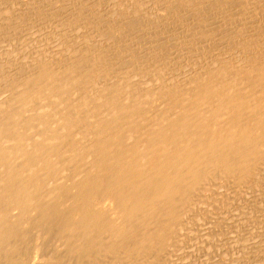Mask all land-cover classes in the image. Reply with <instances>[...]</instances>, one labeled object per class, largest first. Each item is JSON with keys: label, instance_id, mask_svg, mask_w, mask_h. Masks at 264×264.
Wrapping results in <instances>:
<instances>
[{"label": "bare ground", "instance_id": "1", "mask_svg": "<svg viewBox=\"0 0 264 264\" xmlns=\"http://www.w3.org/2000/svg\"><path fill=\"white\" fill-rule=\"evenodd\" d=\"M136 1L130 0L128 5L124 1L126 4H122V6H117L118 3H115L118 11L114 12L116 9L114 8L112 12H114L113 15L117 13L116 15H119L121 19L124 17L128 21L131 20L130 18L140 21L142 28L145 29L146 26H143L151 20L157 11L151 10L154 14L148 20V12L141 13L138 4L137 6L134 4ZM235 1L240 2L242 10L245 9L248 12L247 15L244 12L246 17L240 15L242 11L239 12V3V6H237L238 4L233 6L239 8L236 10L240 14L231 9L230 4ZM164 2L162 4L167 7H161L160 3L161 5H158L160 8L157 9L158 12L161 10L159 12L161 16L169 18L170 14V16L177 14V18H185V21L190 18L191 22L194 20L193 18H195L193 22L196 21V18L199 19L200 23H203L201 25L206 27V32L203 31L204 35L200 37L202 38L200 41L204 42L209 39L213 42L214 39L217 41L219 36H222V41L225 42V39L234 38L224 30H222L224 34L221 32L222 35H219L217 31V36H219L218 38L214 37L216 35L213 31L214 23L212 22L213 25H211L212 23H209L211 18H208L211 12H206L207 9H210L209 6L218 10L221 20V17L225 19L224 16H226L227 21L229 17L226 15L228 13L226 7L229 6L230 12L232 10L233 13H237V16L244 17L242 22L245 21V24L249 20H253L256 15L251 12L260 14L262 11L260 8L264 7L262 6L264 0H164ZM64 8H60V14L63 13ZM158 12L156 17L159 15ZM213 12L212 17L213 14H216ZM65 13H63L65 16L63 14L62 16L70 18ZM103 13L106 15L107 12ZM205 13H208V16L204 15ZM249 13L253 15V18L249 16ZM76 14L78 15L77 11ZM108 14L110 13L108 12ZM203 15L204 18L206 17L205 21L202 20ZM159 16L157 18L159 24H156L157 20L153 18L152 24L155 23L160 27L161 22L166 21L167 18L166 20L162 18V20ZM239 16L236 17L237 20H240ZM107 17L106 15V18H103L108 20L109 17ZM114 17H110L109 20L112 21ZM217 17L212 21L215 22ZM103 18L100 17V19ZM257 18H254L255 21ZM71 19L74 22L69 19L68 23L70 21L72 24L80 23L83 18H77L74 14ZM121 19L114 18V21L118 22ZM171 19L174 20V17L172 16ZM262 19L260 20L263 21L264 19ZM237 20L235 21L237 22ZM90 21L92 22V20ZM98 21L97 19L93 25ZM224 21H220V27L228 24V22L222 24ZM231 21L233 22V20ZM103 22L101 21V24ZM133 22L135 21L131 20L129 24ZM182 22H180L181 25L185 24L184 20ZM112 23L114 22L112 21ZM122 24L119 25L123 26ZM177 24L178 22L174 28L178 31ZM188 24L190 23L186 21L187 26L195 25V23ZM87 25L84 26L87 27ZM150 25L148 28L151 30L152 26ZM168 25L166 28L172 26ZM196 25L198 24L196 23ZM228 25H224V27L230 28ZM234 25H231L233 29ZM237 25L236 27H238ZM84 26H82V31ZM120 26L119 28H121ZM70 27L68 30L71 31ZM95 27L97 28V25ZM129 27L131 28L130 25ZM153 27L155 28V25ZM183 27L186 28L184 25ZM246 27L250 28V25ZM89 28L91 30L92 26ZM100 28L91 31L98 34L97 31ZM104 28L105 25L102 29ZM108 28L107 30L110 32L109 30L112 28ZM124 28H121V32ZM187 28L189 29V27ZM242 28L245 31L244 27H240L241 30ZM247 28L246 31L249 29ZM137 29H135L136 33L139 30L141 32L140 28ZM184 29L181 30L184 31ZM85 31H83L84 34ZM115 31H111V33ZM118 31L119 34L120 30ZM152 31L149 33H153ZM163 31L166 32V29ZM246 31L244 33L247 34ZM87 32L86 35L90 34L88 30ZM240 32L243 31L239 30L237 34ZM249 32H252V28ZM76 33L80 34L79 30ZM131 33L129 32V35ZM142 33L140 34L142 38L146 34L151 35L147 32L146 34ZM170 34L172 35V33ZM99 35L97 38H101ZM136 35L138 36V33ZM81 36L84 35H80L81 39L79 40L78 37H74L78 40H75L76 44H74L78 47L76 50L67 53L66 51L71 49L63 48L67 53L64 55L66 56L64 59L67 60L64 64L57 62V65L52 66L51 63L54 61H49L52 58L41 59L42 61L36 62L37 64L33 63V68L29 67L28 70L25 68L27 72L24 69L23 73L26 72V74L22 79V74L16 77L21 76L18 78L21 80L19 82L15 79L19 83L14 92L11 90L13 93L8 94L10 96L4 97L8 98L0 101V264H98V261L101 262L100 260H103L101 263L105 264L104 260L107 258L112 261V264H123L124 262H127L126 264H160L164 261L167 252L171 251L170 249L175 245L174 237L176 234H180L185 223L182 224V220L187 214L185 211L189 209L195 197L200 195L204 187L209 186L208 184L214 180L218 182L216 180L219 178L237 179V183L248 182L252 179L254 181V178L264 170V46L259 49L256 45L257 51H255V47L247 42L249 38H252V33L249 37L245 35V38L248 39H245L244 42L241 40L244 37L243 34H240L242 37L239 39L235 37L237 41L231 40L234 43H238L239 40L243 42L239 41L241 44L246 43L245 48L243 47L246 56L239 59L238 55L244 54L240 48L241 53H238L237 56L234 54L238 60H234L236 58L232 55L234 52L228 50L229 46L226 44L227 42H224L228 48L222 46L226 47L227 53L228 51L231 53L232 59L229 53L228 60L224 58L214 60V58V61L208 62L209 64L205 61V67L202 66L199 70L189 71L190 73H187V70L183 71L187 73L183 81L176 80L169 84L162 82L160 85L157 83L163 78L158 77L159 80L155 85H147L149 84L147 83V86L143 83H140L142 85L134 83L140 77H135V73L133 77L136 79L120 72L119 68L121 69V67L117 64L120 62L115 60L119 56L118 52H115L116 38L113 39L115 43L112 42L115 49L112 46L109 49L110 37L109 43H106L109 45L106 48V44H102L104 37L105 42L108 40L105 35L102 40L94 39L95 41L89 40L88 36H86L87 39H84L85 36L84 38ZM124 36L125 34L122 36L123 39ZM162 36L164 38L166 35ZM185 36L190 37V39H183L187 42L194 40V37L192 40V36H188V34ZM116 37L118 41V35ZM156 38L157 36H155ZM197 38L199 39V37ZM74 39L68 46L73 44ZM153 39L152 41H155ZM137 40L139 41V39ZM143 40L145 41V38L142 39V44ZM98 41H101V44ZM126 41H123L124 44ZM119 42L123 43L120 40ZM233 42L232 45L235 48L237 45L234 46ZM121 43L119 45L123 47L131 45ZM139 44L137 42V45ZM162 44L153 47H159ZM145 45L147 47V44ZM181 46L183 45L181 44ZM149 47L147 48L149 49ZM164 47L161 49L164 50ZM132 48L136 49L137 47ZM167 48L169 47H165V49ZM158 50L160 53V49ZM158 50L156 51L158 52ZM134 51L140 54L139 51ZM125 52L130 51H126L125 47L124 54ZM256 52L258 53L256 54ZM129 55L132 54L129 53ZM223 57L226 58V56ZM49 64L51 65L49 66ZM155 75L159 76L156 73ZM143 77H140L141 81L146 78ZM148 77L150 79L152 76ZM140 79L138 80L140 81ZM164 79L167 81L166 77ZM146 80L149 81L146 78L145 82L144 80L142 82L146 83ZM12 85L14 88V84ZM229 179H225V182H229ZM51 237L55 239L50 244L54 247L50 252L51 256L46 257L44 245L45 241ZM32 241L34 244L39 242V246L36 248L40 249L39 254H36L37 252L30 254ZM111 261L108 263L111 264Z\"/></svg>", "mask_w": 264, "mask_h": 264}, {"label": "rangeland", "instance_id": "2", "mask_svg": "<svg viewBox=\"0 0 264 264\" xmlns=\"http://www.w3.org/2000/svg\"><path fill=\"white\" fill-rule=\"evenodd\" d=\"M121 1H123V2H121ZM124 1H126L127 4L124 3ZM129 2H130V0L128 2H127V0H119V1H117V0H0V68H1L0 69V79L2 77V79L0 80V93H1L0 94V97H1L0 101H2L3 99L8 98V97H6V98H4V97L7 96L8 94H12L14 92L15 87H17V84L20 82L19 80H21L23 78V75L25 76V74H26V72L28 70L27 68H29V67L33 68L34 64H37L38 62H40L41 59L42 60L43 59L46 60V59H51L52 58L51 60H49L51 62L54 61V63H51L52 66L57 65V62H58V64H61V63L64 64V62L67 61V60L64 59V57H66L64 55H66L67 53H70L71 51L73 52L74 50H76L77 46L74 45V44H76L75 40L78 41L79 39H81L80 35H84L85 36L88 33L87 30L89 31L90 34H88L86 36H88L89 38L86 37V36H85L86 38H84V36H81L84 39L88 38L89 40H92V41H95V40H98V39L102 40V37H104V35H105L106 39L108 38V40H106V42L104 40L105 37L102 40L103 42H105V43L102 42V44L105 45L107 42L109 43V39L111 38L110 39L111 43H110V45L108 44L109 45V49L112 46L113 49L116 48L115 52L116 53L118 52L117 55H119V56L115 60H117V62H120V63H117V64H119V67H121V69L119 68L120 72H122L124 75L127 74L128 76L130 75L132 77L136 74L135 77L144 76V77L148 78L149 81L146 80V83H144L146 78L143 79L144 82H142L143 81V80L141 81L142 78L140 79V77H139V78L136 79L135 77H133V78L136 79L135 81L133 80L136 85H138V83H139V85H142L140 83H143V85H145V86H147V85H155V83H157L158 80H159V79H157L158 77L159 78H163V79H164V77H166V80H167V81H165V79H164V81H165L164 82L163 79L162 80L160 79L161 81L159 80V82H161V83H159V82L157 83V84H160V85L162 84V82H163V84L166 83V82L169 84V82H172V81L175 82L176 80L177 81H181V80L183 81V80H185V77H186L185 75H187V73L193 72L195 70H199L200 68H202V66L205 67L206 63H208V62L210 63V62L216 60V58L217 59H221V58L223 59L224 58V59L228 60L227 57H228L230 52L228 51V53H227V50L225 49L226 47L228 48V46H229L228 50H231L232 53L234 52L232 54L234 56V58L238 55V53H241L240 52V48H242L241 51L244 54H241L240 56L238 55L239 59L244 57V55L246 56L245 49H244L245 48L244 45H246V43H244V44L240 43L242 41L244 42L245 39L246 40L248 39V38H245L246 37L245 35H247V37H249V36H251V33H252V36H251L252 38H249L250 40L248 39L247 42L250 43V45H253V47H255L257 45L258 47L257 46L256 47L261 49V47L264 46V43H263L264 42V32H263L264 31V29H263V25H264V22H263L264 21L263 20L264 19V13H263L264 11L263 10H264V7H263V9L260 8L262 10V11H260L261 15L258 12H256V13L255 12H251V13H253V15L254 14H256V15L259 14L257 16L256 15L254 16V18L258 17L259 20L257 18V20L255 21V19L253 18V15L249 13L250 14L249 16L251 18H253V20L251 19L252 21L249 20L245 24L244 23L245 21L242 22V18H244V17L241 18L238 15L240 20H237L236 17H238L237 13L240 14L239 12H241V11H242L241 12L242 14H240V15L241 16L244 15L246 17L248 12L245 11V9H243L244 11L242 10V6H241L240 2H238L240 4V7H239L240 9L239 8H235L233 6V5L236 6V4H238L236 1H235V3H231L230 7H231L232 10L239 9V12H237L238 10H236L235 12H237V13H235V12L233 13L232 10H231V12L229 11L230 10L229 6L226 7V8H228V13H229V14L228 13L226 14L229 17L228 21L230 19L233 20V22L230 20V22H232V24H231L232 26L235 23L234 29L230 25V22H228L226 20L227 19L226 16H224L225 19L223 17H221L222 20L219 18L220 15H219L217 9H213V8H211V6H209L210 9L206 10V12H208V13L211 12V13H209V14H211L209 16H208V13L204 14V15H207L209 19L211 18L209 23L211 24L213 22L214 26L216 25V27L218 25V27H217L218 29L213 26V28L216 29V30L215 29L213 30L214 34H216L215 36L213 35L214 37L217 36V34H218L217 31L219 32V35H222V33L224 34V32L228 31L230 33L229 35H232L231 37H234V38H231V40L235 39L234 41H237V38H235V37H238V39H239V38L242 37V36H240V34L241 35L243 34L244 37H243V39L241 38L242 41H240V40H239L240 42L238 41V43H240L241 45L238 44L237 42H235L236 43L235 44L232 41L234 43V46H236V45L237 46L238 45L241 46V47H239V46L237 47L236 46L234 48L233 45H232L231 40L225 39L226 42H227L226 43L225 41H222L223 38H222V36L220 37L219 35H218L219 39H217V41H216V39H214L215 40L214 42H213V40H210V39L209 40H205V42L204 41H200V39H202V38H200L201 35H204V33L206 32V27H204L205 25H201L203 23H200L199 19H197V18H196L197 22L196 21L193 22L195 20V18H193L194 20L191 19L192 22L190 21V18H189V20H186L187 23H190L188 25H191V23H195V25H196V23H197L198 25H196V27L197 26L198 27L196 29L194 24H192L191 26H187L185 18H182L179 15H178V17H181L182 19L181 18H177V14L172 15L174 17V20H172V19L170 20V18H172V16H170L171 14L169 15V18H167L165 16H161L159 14V12L161 10L158 12L157 9H158V7L160 8V6H158V5L160 3L162 4V2H164V0H142V1H138L137 0L136 2H134V4L136 6L138 4V7L141 8V11H140L141 13L142 12L143 13L148 12V17L146 16L148 20H150L149 18L152 17V15L154 14L153 12H151V10L152 11H157L158 14L160 15V16L159 15L158 16L161 19L165 18L164 20H166V18H167L166 21L161 22L162 24H160L161 25L160 27H159V25H156V24H159L158 23V19H157L158 16L157 17L155 16V15H157L156 14L157 12H155V14L153 15V17L155 16V18L152 17L153 19L157 20V23L156 24L155 23L152 24L154 20L152 21V18H151V20L149 21L151 23V25L148 22L147 24H145L143 26V27H145V26L147 27V28L145 27L146 30L144 28H142V23H140V21H138L136 19H133V18H130V19L134 20L135 22L129 24V22L131 20L128 21V20H126L123 17L124 19L122 18L123 19V24H122L121 17L119 15H116L117 13L115 15H113V13L116 10L118 11L116 5L117 6H122V4L128 5ZM115 3H118V4L115 5ZM155 3L156 4L158 3L157 6H156ZM164 4H165V2H164ZM164 4H162L161 7H163V6L165 7L166 5H164ZM239 4L237 6H239ZM110 5L113 8H111ZM262 6H264V4ZM145 7H147V8H145ZM58 8H59V10H58ZM60 8H64L63 9V13L66 12L67 13V14L65 13L66 16L69 15L70 18L63 17L62 16L63 13L61 12V14H60ZM114 8H116V9L114 10V12H112ZM65 9H66V11H65ZM110 9H111V11H110ZM142 9H144V10H142ZM211 9L216 13V14H213V17H212V12L213 11ZM74 10H75V12H74ZM98 10H100V11H98ZM61 11H62V9H61ZM76 11L78 12V15L76 14ZM89 11H90V13H88ZM104 11L107 12L106 15L108 17L111 14L112 15L110 17L119 16L117 18L119 20L121 19V21H119V20H118V22H117V20L114 21V18L117 19L116 17H114L113 20H112L115 24H117V26H114L115 24L112 23V21L109 20L110 17H109L108 20L105 19L106 15H105V13H103ZM69 12H74V13H69ZM108 12L110 14H108ZM244 12H245V14L246 13L247 14L245 15ZM261 12L263 13V15H262ZM81 13H82V17H81ZM83 13H84V15H83ZM164 13H165V11H164ZM230 13H232V14H230ZM74 14H75V16L77 18L78 17L79 18H83V19H81L80 23H77V22L72 23L75 26H73L70 23V21L74 22V20H72L74 18L71 19V17H73ZM79 14H80V16H79ZM101 14H102V16H101ZM217 14L219 15L218 17L216 16ZM233 14L236 15V16H234ZM71 15H73V16H71ZM92 15H93V17H92ZM99 15H100L101 18H103V17H105V18L100 19ZM204 15H203V19L202 20L205 21L206 17L204 18ZM175 16H176V18H175ZM230 16L233 17V18L235 17L236 19L235 18L234 19L237 20V22L233 18H231ZM33 17H34V19H33ZM215 17H217V20H215V22L219 21L218 23L217 22L215 23L214 21H212V20H214L213 18H215ZM260 17H262L263 19L260 18ZM67 18H68V20L70 19L69 23H68ZM86 18H88V19H86ZM61 19H62V21H61ZM97 19L100 22L98 21L97 22L98 24L96 23V24L93 25V23H95ZM176 19H178V20L175 22ZM260 19H262L263 21H261ZM63 20H67V21H63ZM88 20L89 21L92 20V22L91 21L89 22ZM124 20H126V23H124L125 22ZM179 20H180V22H182L184 20L185 24H183V25L186 28L189 27V29L185 28L187 31L184 29L183 25H181L183 22L180 24ZM82 21H85L87 23L86 24L84 22L82 23ZM101 21H104L102 24L105 23L104 24L105 25L104 29H102V27L104 25L102 26ZM107 21L108 22L110 21V22L108 23ZM168 21L171 22V23H169ZM220 21H224V22H222V24H224L225 22H228V24L230 25V28L228 27V29H227V28L224 27V25L225 26L228 25L226 23L223 26L221 25L224 28L220 29V28H222V27L219 26L221 24ZM238 21H240L241 23L238 22ZM62 22H65L66 24L62 23ZM167 22L169 23L170 26L172 25L173 27L171 26L172 27L171 28L168 25ZM172 22H174L175 24L178 22L179 25L178 24H177L178 26L176 25V28H179L178 31L174 28L175 24L172 23ZM35 23H37V24H35ZM81 23L84 24V25L90 24L89 26L90 27L92 26V29H96V30H98L101 27L100 30H102V31L99 33V31H100L99 30V31H97L98 34L97 33L95 34L94 33L95 31H91L92 29L90 30L88 25H87V27H85ZM106 23H108L107 24L108 26L106 25ZM118 23L122 24L124 27H126V25H127V27L124 28L123 26H120ZM139 23H140V25H137ZM163 23H165V25H163ZM213 23L211 25H213ZM238 23H240V24H238ZM242 23L245 26H247V25L249 26L250 25V28L248 27L249 28L248 29L246 27L248 29L246 31V28H245V26ZM77 24L78 25L80 24L81 26L80 25L78 26ZM109 24L111 25V27H110ZM131 24L133 25V27H132ZM148 24L150 26H152V27H153V25H155V28L151 27V30H150L149 29L150 27H149ZM199 24L201 26H203L204 28L201 27ZM63 25L65 27H67V28H65ZM96 25H97L98 29L95 27ZM118 25L121 28H124L126 30L123 29L124 32L123 31L121 32L122 29L119 28ZM129 25L134 30L131 29L129 27ZM134 25H136V26L134 27ZM166 25H168L170 28H166L167 27ZM211 25H210V27H211ZM236 25L238 27H239V25H241L240 27H244L245 31L247 32V34L244 33L245 31L243 30V28H242V30L240 29V27H239V29H237L238 27H236ZM72 26L74 27V30H77V31H74ZM82 26L85 27L83 29V31L86 30L85 34L81 30L83 28ZM137 26H140V27H137ZM156 26L158 27L157 29H156ZM192 26H194V27H192ZM68 27L71 28V31L68 30L69 29ZM75 27H77V28H75ZM106 27L107 28L109 27L108 29L113 27L114 29L112 28V29L109 30L110 32H108ZM137 28L141 29V32H139L140 30L137 32L138 36L136 35L137 33L135 32V29H137ZM164 28L166 29V32L163 31V30H165ZM190 28H192V29H190ZM251 28H252V32H249V31H251ZM127 29H129V32H132L133 34L136 33V34L133 35L131 33L129 35V32H127L128 31ZM142 29H144L145 31L144 30L142 31ZM147 29H149V30H147ZM153 29H156L159 32H157L156 30H153ZM181 29H184V31L181 30ZM78 30H79V33H80V30H81L80 34L76 33V32H78ZM104 30H105V32H104ZM118 30H120L119 34L121 36L117 33V32H119ZM188 30H190V31H188ZM222 30H224V32H222ZM230 30H232V32H230ZM239 30L243 31V32L242 33L240 32V34H237L239 32ZM253 30H254V32H253ZM111 31H115V32L111 33ZM149 31H152L153 33H151V32L149 33ZM203 31H205V32H203ZM233 31L234 32L236 31L235 32V34H237L236 36H235ZM72 32L73 33L75 32L74 33L75 35ZM126 32L128 33V35H127ZM142 32H144L145 34L147 32L148 34H151V35L149 36V35L146 34V36H143V38H142L141 35H140ZM155 32H156V34H154ZM163 32H165V33H163ZM169 32L172 33V35ZM174 32H175V34H173ZM93 33H94L95 37H94ZM101 33H104V34H101ZM105 33L108 34V37H107V34H105ZM110 33H111V36H114V37H111ZM160 33H161V35H166V36H164V38H163V36L161 37ZM231 33H233L234 36ZM254 33H255V36H253ZM99 34H101V35H99ZM124 34H125V36H124V39H123L122 36ZM187 34H188V36H192V38H191L192 40H193V37H194V40L197 37H199V39L197 38V40H199V41H197V40L196 41L189 40V42H187V41L183 40L184 38L190 39V37L188 38L187 36H185ZM98 35H99V37L101 36V38H97ZM117 35H118V41H117V37H116ZM154 35L157 36L156 39H155ZM128 36H130V37H128ZM132 36H133V38H132ZM139 36L141 38V41H140V38H138ZM147 36H149V37H147ZM158 36H160L162 39L160 37H158ZM169 36H170L171 39L169 38ZM218 36L216 38H218ZM74 37H78V40H77V38L74 39ZM119 37H121V38L119 39ZM146 37L148 38L147 40H146ZM166 37L168 38L167 40L165 39ZM128 38H130L131 40L133 39L132 40L133 42L130 39H128ZM144 38H145V41L143 40V44H142L141 42H142V39H144ZM152 38H154L153 40H155V41H152ZM73 39H74L75 43L73 42L72 45L68 46L70 42L72 43L71 40H73ZM113 39L116 40V43H115V41H113ZM135 39H136V41H135L136 43L134 42ZM137 39H139V41ZM149 39L151 40V42H150ZM220 39H221V41H219ZM251 39H252V41H251ZM119 40L122 41V42L127 40L125 44H127L129 42H132V43H129V44H131V45H129V47H128V45L125 46L126 47V51H128V50L130 51V52H127V53L125 52L126 55L124 54L125 47H123L122 45H119L121 43V42H119ZM163 40H164V42H163ZM218 41L221 42V43H219ZM99 42L101 44V41H98V43ZM112 42L115 43V48H114V44L112 45ZM117 42H119L118 45H116ZM137 42L140 43L139 44L140 46L137 45ZM144 42H148V43H145V44H147V47H149V45L152 43L150 45L149 49L146 47ZM153 42H155L156 44H154ZM194 42H196V43H194ZM224 42L228 46H226V44L224 45ZM258 42H260V43H258ZM160 43H163L162 46L163 45L165 46L167 44V46L169 48L165 49V47H167V46H165V47L163 46L164 47V50H163V49H161V48H163L161 45L159 47H157ZM180 43L183 46H181ZM198 43H200V44H198ZM216 43L219 45L218 47L216 46L217 45ZM251 43H253V44H251ZM121 44L125 45L124 42L121 43ZM141 44L144 45L146 48L143 47ZM153 44L154 45L158 44V45L154 48ZM108 45L106 44L105 47L108 46ZM220 45L221 46L224 45L226 47L222 46L223 49H220V48H222ZM134 46H136L138 49L137 48L133 49L132 47H134ZM117 47L119 48L118 51H117ZM122 47H123V49H122ZM256 47H255V51H257ZM63 48L66 49V50H68V49H71V50L66 51ZM127 48H129V49L127 50ZM142 48H145V49H142ZM157 48L160 49V53H159V50ZM217 48H218V50H217ZM231 48H233V49H231ZM131 49H133L132 52H131ZM151 49L152 50L155 49V50L152 52ZM134 50L139 51L140 54H138L137 52L135 53ZM156 50H158V52ZM161 50H163V51H161ZM235 50H237L239 52H236ZM43 51H45V52H43ZM65 51L67 53H65ZM120 51H122V52L119 53ZM185 51H187V52H185ZM146 52H147V54H146ZM167 52H169V53H167ZM258 52H256V54ZM129 53H131L132 55H129ZM182 53H185V54L183 55ZM224 53L227 54V55H225ZM45 54H46V58H45ZM47 54L48 55L50 54V55L48 56ZM166 55H167V58H166ZM232 55L230 53L231 59L233 58ZM223 56H226V58L223 57ZM230 56H229V58H230ZM57 57H60V58H57ZM62 57H63V59H62ZM157 57H158V59H157ZM186 57H187V59H186ZM238 57H236L234 60H238ZM245 58H247V57H245ZM36 59H37V61H36ZM156 61L158 62V64H157ZM205 61H206V63H205ZM31 63L32 64L34 63V64L32 65ZM51 64H49V66ZM152 64H154V65H152ZM184 64L185 65L188 64V66H185ZM165 65L168 66V67H166ZM26 66H28V67H26ZM155 66H156V68H155ZM55 67H57V66H55ZM58 67H59V65H58ZM129 68H130V70H129ZM134 68H136V69H134ZM180 68H181V70H180ZM12 69L14 70V72H13ZM24 69H25L26 72L23 73ZM175 70H177V71H175ZM185 70H187L188 72L184 73L183 71H185ZM138 72H139V74H138ZM159 72H161L163 74H161ZM155 73L159 74V76L155 75ZM19 74L20 75L22 74V77L21 76L18 77V78L21 77V79L16 78ZM148 76H152V77H150V79H149ZM153 77L155 78V80H152V79H154ZM183 77H184V79H181ZM15 79H17L19 82L17 80H15ZM138 79H140V81ZM156 79H157V81H156ZM150 81H151L152 84L150 83ZM13 82H15V83H13ZM147 83H149V84H147ZM6 84H8L7 86L9 88L6 86ZM12 84H14V88H13ZM15 84H16V86H15ZM8 89H9L10 93H9ZM1 95H3V96H1ZM8 96H10V95H8ZM263 173H264V170L257 177L254 178L255 179L254 181L252 179V180H248V182L245 181L244 183H241V182L237 183V181H238L237 179H231V180L234 181L233 182L229 178H225L226 180L229 179L231 181V182L230 181L229 182H225L226 181L225 179H223V178L220 179L219 178V180H216L218 182H215V180H214V181H212V182H215L214 184L212 182H211V184L210 183L208 184L211 187L206 185L207 187L203 188V191L200 192V195L198 197H195V199L191 203L189 209H187L185 211V212H187V214H185V218L182 220V224L184 222L185 223L182 226V230H181L180 234H178V235L176 234L175 235L176 240H175V237H174V241H176V242H174V241L173 242H174L175 245L170 249L171 250V251H169L170 253L167 252L168 254H166L164 256L166 259L164 258V261H162L160 264H170V263L171 264H264V262H263L264 261V175H263ZM219 181H221V182H219ZM218 183H220V184H218ZM231 184L234 185L235 187H233ZM245 185H247V186L245 187ZM205 188H207V189H205ZM194 201H195V203H194ZM53 239L54 238L51 237L50 239L45 241L46 244L44 246H45V251H46L45 252L46 257H49L48 255L51 256L50 252L53 251L52 247H54V246L50 245V244H52V242H53L52 240ZM48 245H50V246H48ZM38 246H39V242H36L34 244V242L32 241L31 244H30V250H29L30 254H33V253H36V252H37L36 254H39L40 253V249H38V250L36 249V248H38ZM100 261L103 262V260H100ZM104 261H105V264H109L110 262L108 263V261H111V260H109L107 258V260H104ZM101 262L98 261V264L99 263L102 264ZM126 263L127 262H124L123 264H126ZM111 264H112V261H111Z\"/></svg>", "mask_w": 264, "mask_h": 264}]
</instances>
